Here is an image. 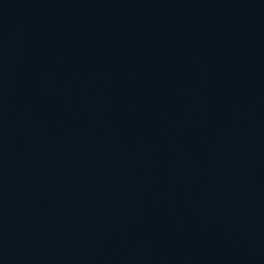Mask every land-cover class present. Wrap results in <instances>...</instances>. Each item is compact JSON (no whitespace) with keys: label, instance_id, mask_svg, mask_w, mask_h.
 Segmentation results:
<instances>
[{"label":"water","instance_id":"1","mask_svg":"<svg viewBox=\"0 0 264 264\" xmlns=\"http://www.w3.org/2000/svg\"><path fill=\"white\" fill-rule=\"evenodd\" d=\"M0 264H264V0H0Z\"/></svg>","mask_w":264,"mask_h":264}]
</instances>
